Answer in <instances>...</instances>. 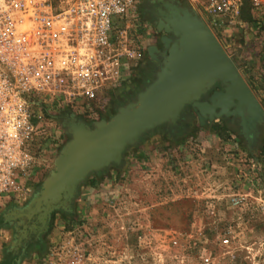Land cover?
I'll list each match as a JSON object with an SVG mask.
<instances>
[{"label": "rangeland", "instance_id": "1", "mask_svg": "<svg viewBox=\"0 0 264 264\" xmlns=\"http://www.w3.org/2000/svg\"><path fill=\"white\" fill-rule=\"evenodd\" d=\"M165 2L192 10L214 31L264 108V42H255L264 9L254 14L251 10L252 14H245L240 23L223 26L215 24L202 8L188 0H139L134 13L120 19L116 28L127 29L133 35L142 55L153 42L162 52V61L163 53H168L163 36L174 38L158 28L159 8ZM222 88L219 83L214 87ZM112 96L100 103H86L88 111L55 113L47 152L41 154L35 171L24 181L23 192L0 203V264H30L56 225L90 217L95 219L96 230L114 234L122 244L126 236L147 230L153 238L152 247L164 252L163 257L172 264L179 261L166 252L182 251V259L185 257L187 261L183 264H195L194 256L202 247L213 252L217 264H234L246 255L247 245L253 247L254 253H260L250 264H264V202L258 200L260 196L264 200V123L257 127V135L249 145L239 119L223 116L201 124L190 105L183 110L177 125H160L149 130L137 144L124 150L119 164L112 162L106 167L109 176L101 178L102 196L92 199L90 210L81 207L89 195L83 187L87 176L78 184L71 210H53L48 228L41 234L33 231L40 224L36 216L28 219L18 215L27 211L56 172V160L71 139L63 124L75 120L93 128L96 121L110 119L117 109ZM203 127L206 132L200 138ZM157 132L161 135L152 139L151 135ZM169 138L175 141L174 146L168 143ZM254 189L260 190V195ZM246 191L258 198H250L249 206L242 210L233 208L230 196ZM129 226L139 230H129ZM230 227L239 235L238 258L222 252L218 243V237ZM25 230L27 235L23 236ZM174 237L179 240L176 245L172 244Z\"/></svg>", "mask_w": 264, "mask_h": 264}, {"label": "built area", "instance_id": "2", "mask_svg": "<svg viewBox=\"0 0 264 264\" xmlns=\"http://www.w3.org/2000/svg\"><path fill=\"white\" fill-rule=\"evenodd\" d=\"M138 1L0 0V203L23 192L24 181L47 152L55 113L88 111L86 103L112 96L126 72L139 66L143 55L136 39L116 28ZM188 1L215 24L233 26L241 22L246 0ZM248 2L254 12L264 9V0ZM254 193H234L230 205L242 210L250 198H258ZM258 200L264 202L262 196ZM73 221L70 228L65 222L56 225L30 264H172L152 247L147 230L126 236L122 244L114 234L96 230L93 217ZM218 243L222 252L237 257L240 239L231 227ZM244 247L246 255L234 264H250L259 256L252 246ZM181 253L166 255L183 264ZM194 258L195 264H217L206 247Z\"/></svg>", "mask_w": 264, "mask_h": 264}, {"label": "water", "instance_id": "3", "mask_svg": "<svg viewBox=\"0 0 264 264\" xmlns=\"http://www.w3.org/2000/svg\"><path fill=\"white\" fill-rule=\"evenodd\" d=\"M158 15V28L174 38H162L168 53H163L156 78L135 101L121 106L110 119L96 121L93 128L75 120L63 124L71 139L56 160V172L27 211L18 214L37 217L40 224L33 228L37 235L47 230L53 210H71L78 184L91 172L119 164L124 150L147 131L177 125L188 105L201 124L223 116L239 119L249 145L264 123L262 104L214 31L192 10L175 3L165 2ZM217 83L223 88L214 89Z\"/></svg>", "mask_w": 264, "mask_h": 264}, {"label": "crops", "instance_id": "4", "mask_svg": "<svg viewBox=\"0 0 264 264\" xmlns=\"http://www.w3.org/2000/svg\"><path fill=\"white\" fill-rule=\"evenodd\" d=\"M145 51H146L145 54H143L142 56L143 60L141 59L142 62L140 61L139 64L140 66L128 70L125 76L122 78L119 88L114 91L112 98L115 100V104L117 103L116 104L117 109L115 112L112 113L115 114L121 106H124L129 102L135 101L137 95L156 78L157 73L162 64L161 63L162 59L160 56L162 55V52L160 48L157 45H155L153 42L149 44V46H147ZM200 130H201L200 138H202L203 133L206 132L205 127L200 128ZM147 133H149V131H147ZM159 134L160 133L158 132L154 133L151 135V138L154 139ZM169 141L170 142L168 143L174 146L175 141L172 138H169ZM108 172L109 170L106 169L105 167L99 171H94V173H90L88 175L89 179L87 183L83 185L85 194L87 193L89 194L85 198L86 200H83V206H81L82 208L84 207L83 208L84 210H90L91 208L90 206L94 204V201L92 199L97 198L96 200H98V198L102 196L101 191L103 188L102 186L104 185L100 181L101 178L103 179V177L109 176L106 175ZM74 206L76 207L75 204Z\"/></svg>", "mask_w": 264, "mask_h": 264}, {"label": "trees", "instance_id": "5", "mask_svg": "<svg viewBox=\"0 0 264 264\" xmlns=\"http://www.w3.org/2000/svg\"><path fill=\"white\" fill-rule=\"evenodd\" d=\"M252 6L251 4L248 2V0L245 1L244 3V7H243V12H242V18L244 17L245 14H252ZM255 12H253L254 14ZM264 13L262 14V17L260 18V20L258 21L259 24H261V29L259 30L258 34H257V40L255 42H257V44L259 43H262L264 41H262V37H264ZM263 22V23H262ZM257 59V58H256ZM45 248V244L44 245H41L39 247V250L38 251H42L43 249Z\"/></svg>", "mask_w": 264, "mask_h": 264}, {"label": "bare ground", "instance_id": "6", "mask_svg": "<svg viewBox=\"0 0 264 264\" xmlns=\"http://www.w3.org/2000/svg\"><path fill=\"white\" fill-rule=\"evenodd\" d=\"M162 99V101L165 99V97H163V98H161ZM138 114H140V113H138ZM135 119V117H131V120H134Z\"/></svg>", "mask_w": 264, "mask_h": 264}]
</instances>
